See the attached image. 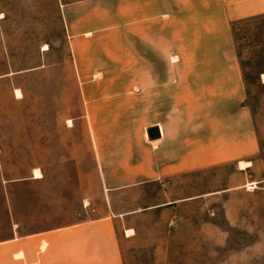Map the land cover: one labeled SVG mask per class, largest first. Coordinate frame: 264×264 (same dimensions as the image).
Returning a JSON list of instances; mask_svg holds the SVG:
<instances>
[{"label": "rangeland", "instance_id": "374dc122", "mask_svg": "<svg viewBox=\"0 0 264 264\" xmlns=\"http://www.w3.org/2000/svg\"><path fill=\"white\" fill-rule=\"evenodd\" d=\"M76 1L0 0V242L106 219L123 264H264V14L232 24L233 49L210 57L218 67L176 71L219 77V98L196 100L190 146L178 148L202 163L134 185L99 166L107 114L122 119L124 93L146 86L128 83L141 70L133 39L69 37L61 2Z\"/></svg>", "mask_w": 264, "mask_h": 264}, {"label": "crops", "instance_id": "0c3cea01", "mask_svg": "<svg viewBox=\"0 0 264 264\" xmlns=\"http://www.w3.org/2000/svg\"><path fill=\"white\" fill-rule=\"evenodd\" d=\"M61 8L69 37L103 35L112 29L129 35L134 64L130 65L141 70L128 83L146 85L131 95L124 93L129 98L119 104L124 110L122 119L111 120L107 114L105 128L112 139L99 146L106 148L99 159L103 179L139 185L202 163L201 158L189 162L186 152L178 148L190 146L188 135L193 132L186 128L194 126L196 100L219 98V77L177 75L176 71L218 67L210 57L233 49L232 24L264 14V0H80L61 2ZM156 52L161 61L156 62ZM199 52L206 53L205 59L197 60ZM173 56L177 62L171 60ZM160 66L164 69L157 74ZM192 83L200 85H194L198 91L188 87ZM154 127L161 131L157 146L152 143L156 140L146 138L147 130ZM121 130L124 133L118 136ZM201 146L194 143V147ZM145 154L151 156L149 161ZM105 220L0 242V264H123L114 226ZM42 243H46L44 248Z\"/></svg>", "mask_w": 264, "mask_h": 264}, {"label": "bare ground", "instance_id": "6f19581e", "mask_svg": "<svg viewBox=\"0 0 264 264\" xmlns=\"http://www.w3.org/2000/svg\"><path fill=\"white\" fill-rule=\"evenodd\" d=\"M45 51L46 50H49V47L48 46H46L45 47V49H44ZM173 61H177V57H174L173 58ZM264 81V80H263ZM16 94H17V98L18 99H21V98H23V96H22V94L17 90L16 91ZM146 138H148V135L146 134ZM159 141L160 140H156V141H153L152 143L155 145V146H157L158 144H159ZM251 166V164H247V163H243L242 162V164H241V169H247V168H249ZM43 176H42V174H41V172H39V170H36L35 171V175H34V179H41ZM251 185H255V184H249V186H251ZM21 256V255H20Z\"/></svg>", "mask_w": 264, "mask_h": 264}, {"label": "water", "instance_id": "95a60500", "mask_svg": "<svg viewBox=\"0 0 264 264\" xmlns=\"http://www.w3.org/2000/svg\"><path fill=\"white\" fill-rule=\"evenodd\" d=\"M147 133L150 140H157L161 137V131L159 127L148 129Z\"/></svg>", "mask_w": 264, "mask_h": 264}]
</instances>
